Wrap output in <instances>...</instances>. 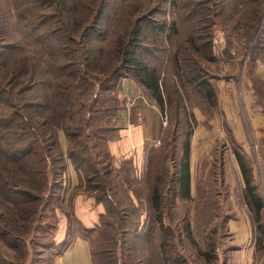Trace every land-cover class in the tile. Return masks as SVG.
Wrapping results in <instances>:
<instances>
[{
    "label": "trees",
    "instance_id": "1",
    "mask_svg": "<svg viewBox=\"0 0 264 264\" xmlns=\"http://www.w3.org/2000/svg\"><path fill=\"white\" fill-rule=\"evenodd\" d=\"M252 1L256 7L248 19L236 27L242 30L238 37L247 43L264 15V0ZM12 2L9 5L20 19L14 26L19 36L10 32L11 37L7 39L0 27V219L6 235L11 237L10 246L19 247L24 254L29 253L27 242L31 241V232L38 228L36 222H42L45 211L57 197L56 193L63 188L61 181L70 162L77 175L76 192L93 198L105 208L97 228L102 230L104 243L108 241L109 246L106 249L102 242L104 253H95L91 249L93 264H97L96 258L105 257L109 264L115 263L106 254L115 256L119 249H129L134 236L144 231L140 228L143 227L140 226L141 219L130 221V208L136 210L144 206L151 212L149 233L161 232L157 251L161 264H182L180 256L177 257L179 260L171 257L166 218L171 216L173 209L189 203L195 207L207 206L205 201L209 195L213 198V205L222 206L228 201L230 191L225 184L222 152L225 148L219 153L217 145L215 148L210 171L213 194L198 179L194 195L192 134L183 136L181 132L189 120L185 115L180 118L179 113L173 133L162 145L164 170L156 169L150 173L147 185L138 179L132 160H125L117 167L109 150V142L119 138L118 124L128 108L123 80L135 82L136 94L147 93L153 102L148 107L153 109L156 117L161 114L155 105L161 109L167 104L162 74L157 68L145 64L139 53L143 31L157 28V22L152 18L159 9H146L144 15L130 22L126 34L112 37L109 45L104 47L108 51L104 56L97 45L105 39L95 44L93 34L104 21L108 0ZM37 4L48 10L37 12ZM190 42L195 50H199L194 40ZM258 47L259 44L255 45V50ZM253 53L249 60L252 56L254 60L247 62L246 71L249 73L245 78L251 81L257 98L254 106H262L264 80L255 73L253 67L258 58H254ZM204 78L197 74L186 79V83L196 88L207 112L212 113L211 119L220 111L221 101L217 87ZM227 78L228 81H237L232 73ZM119 89L123 97L120 93L113 95ZM36 90L37 94H34ZM231 132L232 152L243 185L240 195L254 224L256 252H264V195L261 188L264 155L258 154L260 174L256 162L250 159H253L252 155L235 141ZM61 135L67 141L65 149ZM207 163L205 160L204 167ZM194 214L199 216V209ZM225 218L230 221L236 215L232 213ZM135 222V229L130 230ZM179 222L182 234L194 245L191 223L185 216ZM10 226L12 229L8 230ZM103 228L110 231H103ZM15 242L19 244L12 245ZM197 245L196 252L204 262L210 264L216 259L215 245L206 244L204 248Z\"/></svg>",
    "mask_w": 264,
    "mask_h": 264
},
{
    "label": "rangeland",
    "instance_id": "2",
    "mask_svg": "<svg viewBox=\"0 0 264 264\" xmlns=\"http://www.w3.org/2000/svg\"><path fill=\"white\" fill-rule=\"evenodd\" d=\"M9 1L12 2V0H0V10L2 11L0 27L3 36L7 39L11 37V33L19 36L14 26L20 22L15 9L13 13ZM40 5L36 6L37 12L48 10L46 6ZM256 5L252 0H108L104 21L100 24L98 31L93 34L95 44L98 43V40L105 39L104 42H99L97 45L104 56L108 53L104 47L109 45L112 37L126 34L130 22L144 15L143 12L146 9H159V12L152 18L157 22V28L153 31H143L139 53L145 64L157 68L163 76V92L167 104L161 109L155 105L158 113L161 114L157 119L161 126L156 125L153 109L148 107L153 102L147 93L127 96L128 108L138 104L147 106L146 109L149 110L140 111V121L136 120L139 123L144 121L145 125L142 126L146 133L144 137L149 138L148 122L153 128L151 139H144V146L150 150L142 156V158L144 157L143 161L137 164L138 170H140L138 179L142 183L149 184L147 178L150 173L156 172V169L164 170V166L162 167L164 159V152L161 151L162 145L164 146L165 140H168L170 134L173 133L175 119L179 113H181L180 118L185 115L189 119L181 129L182 135L189 133L192 134L191 139L196 135H198L197 139L199 138L196 147L191 149V171L194 182H197L198 179L202 180L206 189L211 190L210 193L213 194L214 186L211 180L210 162L214 158L217 145L218 153L224 148L225 155L226 152H229L226 155L225 181L227 178V182L231 183L233 187L236 185L237 178L232 152L234 145L230 143L233 127L236 131V122L241 126L243 124L244 127H242L247 133L248 140L244 145L245 149L252 155L253 159L250 156L249 158L251 161L253 160V163L256 162L255 164L262 174L258 154L264 155V126L258 130L262 136L257 137L252 129L250 119L261 116L262 125H264V99L261 102L262 106H254L257 98L253 95L254 89L251 81L247 80L245 75L247 76L249 73L246 71V66L248 61L254 60L253 56L249 60L250 55L254 52V58L258 59L253 68H255V73L264 80V15L249 43L238 37L242 30L237 29L248 19ZM191 40H194L199 46V50H195L191 46ZM257 44L259 47L255 50ZM252 46L253 48L250 50ZM196 60L198 65H196ZM231 73L235 75L237 81L227 80V76ZM197 74L205 77L204 79L210 81L219 91L221 109L211 119L212 113L207 112L196 88L186 83V79L189 80ZM134 87V92H136L138 89L135 82ZM120 91L119 89L113 95L120 93L123 97L124 94ZM33 93L37 94V90ZM248 100L249 104H247ZM132 111L134 112V110ZM222 114L223 116H221ZM60 139L63 148H67L64 135H61ZM178 144L180 143L178 142ZM205 159L208 162L207 167H204ZM68 166L69 169L61 181L63 188L56 193L57 197L45 211L42 222H36V225H39L38 228L31 232V241L27 242L28 254H24L19 247L10 246L11 237L6 235L4 224L0 219V264H54L59 253L77 235L88 239L89 251L93 249L95 253H100L109 246L108 241L104 243L105 238L102 237V230L97 228L96 224L87 228L76 218V209L73 204H75L77 195L82 197L85 195L74 189L77 185L75 169L70 162ZM262 175L261 188L264 195V177ZM81 196L79 197L82 198ZM86 201L82 208L88 207ZM205 203L207 206L204 207L201 205L195 207L189 203L170 211L171 216H167L169 218H166V225L170 234L171 257L179 260L177 257L180 256L182 264H208L199 258L195 245L198 244L197 246L204 248L206 244L211 243L216 246L214 253L216 259L210 264H264V258H262L264 252H256V248H254L255 251L252 254L250 249L252 241L255 245V237L252 236L254 235V224L252 223L253 231L248 239V242L251 241L250 247L248 242L245 246L240 244L239 240L241 239H236L235 230L233 228L232 231L230 230L231 220L226 221V215H232V213L237 215L236 212L243 215V212L247 211L242 201L241 205L237 201H232V203L225 201L222 206L213 205V198L209 195ZM197 209H199V216L194 214ZM91 210L96 211L94 205ZM130 212V221L141 219L140 226L143 227L140 228L144 231L140 232L139 236H134L135 239L128 246L129 249L122 248L114 253L115 256H112L113 254H106V256L115 261L111 264H161L157 252L161 232L157 230L155 233H149L150 226H152L151 212L146 206L136 210L130 208ZM184 216L187 218V222L191 223L192 236L196 241L194 245L188 237L182 234L179 220ZM236 219H238L237 216ZM135 224L136 222L130 226V230L135 229ZM7 229L11 230L12 226ZM106 229L103 228V231H110ZM102 242L105 248L102 246ZM15 244L19 243H12V245ZM242 246H244L243 249ZM105 258H96L97 264H109Z\"/></svg>",
    "mask_w": 264,
    "mask_h": 264
},
{
    "label": "crops",
    "instance_id": "3",
    "mask_svg": "<svg viewBox=\"0 0 264 264\" xmlns=\"http://www.w3.org/2000/svg\"><path fill=\"white\" fill-rule=\"evenodd\" d=\"M122 87H123V92L125 93L126 96L130 97L132 95H136V92H134L135 87H134L133 80H131V79L123 80ZM253 95H254V91H253ZM247 104H249V100L247 101ZM132 110H134V112ZM145 110L149 111L148 109H146L145 105L136 104V105L129 106V108H127V110L122 113V120L118 124L120 127L119 138L117 140L109 142V150H110L111 155L115 159L116 166L119 167L121 162H123L125 160H129V159L132 160L134 167L136 169L137 177L140 174V170H138L139 168L137 167V164H140V162L143 161L144 157L142 158V156L144 154H147L148 151L150 150L149 148H146L144 146L145 145L144 139L145 138L147 139L146 136L144 137V135L146 133H144V129L142 128V126L145 125L144 121L142 120V122H140V123L136 122V120L140 121L139 120V112L140 111L142 112ZM153 117H154V120L156 121V125L161 126L159 124V122H157V119H159V118L156 117L155 114H153ZM250 120H251L252 129L256 133L255 136H257V137L262 136V134L258 132L259 128L264 126V125H262V122H263L262 117L261 116H255V118H253V119L251 118ZM236 123H237V125H236V131L237 132L235 131V127H233V130H234L233 131V138L235 139V141H237L245 149L244 145H246V142L248 141L247 140V133L245 132V129H243L244 126L242 123L241 124L243 127L240 124L238 125V122H236ZM260 123H261V125H260ZM147 126L149 127L148 128L149 138L147 140H150L151 139L150 136H153V133H152L153 128L149 122H148ZM197 136L198 135L194 136L193 139L191 140L192 150L196 147L197 141H199V138L197 139ZM215 148H216V146H215ZM245 151L249 154V151H247L246 149H245ZM222 152L224 155V169H225L226 155L229 152H226V155L224 153V150ZM213 159L214 158H212V160H211L212 162H210V165L213 164ZM233 164L235 167V174H236L237 180H236V185H234V187H233V185L231 183L227 182V178H226L225 184L227 185V187L230 191L228 202L232 203V201L233 202L237 201V203L239 202V205H241L242 198L240 195V189L242 188L243 185H242L241 173L239 170L238 162H237L235 156L233 157ZM191 174H192V194L194 195L195 190H196V182H194L192 171H191ZM74 175L77 178L76 173H74ZM225 175H226V173H225ZM232 193H234L235 195ZM237 195H239V197H237ZM79 196H81V195H77V199L75 200V204H73L74 208L76 209L75 210L76 218L81 223H83L84 226H86L87 228H91L93 226V224H96V226H99L100 225V218L103 214H105L104 206L102 204H98L93 198H90L87 196H83V197L81 196L82 198H80ZM232 196H235V197H232ZM85 201L88 203L87 204L88 207L82 208V205L85 203ZM242 204L244 205L243 202H242ZM93 205H94L96 211L91 210V207H93ZM236 214H237L236 216L238 217V219L234 218L233 220H231L229 227H230L231 231H232V228L235 230L234 233H235V236L237 237L236 239L237 240L241 239V240H239L240 244L245 246L246 242H248V239L251 236L250 235L251 232L253 231L252 230L251 216H250L249 212L246 210L243 212V215L242 214L239 215L240 213H237V212H236ZM95 217L97 219H93ZM95 220H97V221L95 222ZM232 222H233V224H232ZM252 236H254V235H252ZM87 243H89L87 238H84L81 235H77L71 241V243H69L68 246L65 249H63V251L61 253H59L56 260L54 261V264H93L92 251L91 250L89 251V247H88L89 245ZM250 243H251V241L248 242L249 246H250ZM244 246H242V249L244 248ZM254 246L255 245L252 241V248H250L252 251V254L255 251Z\"/></svg>",
    "mask_w": 264,
    "mask_h": 264
},
{
    "label": "water",
    "instance_id": "4",
    "mask_svg": "<svg viewBox=\"0 0 264 264\" xmlns=\"http://www.w3.org/2000/svg\"><path fill=\"white\" fill-rule=\"evenodd\" d=\"M253 48V46L250 48V50Z\"/></svg>",
    "mask_w": 264,
    "mask_h": 264
}]
</instances>
